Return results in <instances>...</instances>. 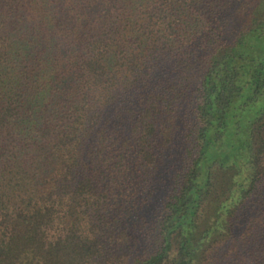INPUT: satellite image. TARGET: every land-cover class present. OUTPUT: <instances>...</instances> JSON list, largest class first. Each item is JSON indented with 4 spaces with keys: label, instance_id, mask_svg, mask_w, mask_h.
I'll use <instances>...</instances> for the list:
<instances>
[{
    "label": "trees",
    "instance_id": "1",
    "mask_svg": "<svg viewBox=\"0 0 264 264\" xmlns=\"http://www.w3.org/2000/svg\"><path fill=\"white\" fill-rule=\"evenodd\" d=\"M260 99L264 0H0V264H264Z\"/></svg>",
    "mask_w": 264,
    "mask_h": 264
},
{
    "label": "rangeland",
    "instance_id": "2",
    "mask_svg": "<svg viewBox=\"0 0 264 264\" xmlns=\"http://www.w3.org/2000/svg\"><path fill=\"white\" fill-rule=\"evenodd\" d=\"M262 104H264V99L258 100V102L252 107V110L250 111V114H249L250 119H252L256 115V112H258V110L260 109V107L262 106ZM214 168L216 170L217 166H215ZM215 172H216V182H218V185L219 186L222 184L223 181L224 182L227 181V178L224 175V172L223 171H221V170L218 169ZM216 191H218V188H217ZM161 193H162L161 194V197L159 195V199H158L159 201H158V203H160V201H162L163 198H164V190H162Z\"/></svg>",
    "mask_w": 264,
    "mask_h": 264
}]
</instances>
